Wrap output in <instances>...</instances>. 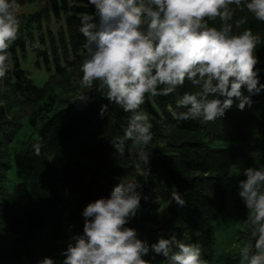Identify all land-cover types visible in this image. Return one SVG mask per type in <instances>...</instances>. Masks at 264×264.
<instances>
[{
	"label": "trees",
	"instance_id": "1",
	"mask_svg": "<svg viewBox=\"0 0 264 264\" xmlns=\"http://www.w3.org/2000/svg\"><path fill=\"white\" fill-rule=\"evenodd\" d=\"M50 4L53 15L68 27L73 47L81 53L65 65L56 58L55 72L48 64L49 79L37 83L21 60L36 37L45 43L39 26L50 9L44 6L29 15L19 14V34L7 53L11 67L0 78V264H38L45 257L62 264L61 253L72 237L83 233L84 208L97 199L109 198L121 178L140 185V208L126 227L134 228L148 243L150 252L144 259L152 264L166 262L162 254L151 251V245L161 236H175L185 243H198L202 258L212 260L216 216L226 207L224 186L235 173L237 168L232 170V166L244 149L245 124L250 117L247 109L255 107L239 110L234 104L214 122L177 121L167 106L175 109L176 96L194 90L189 82L170 96H146L141 109L148 111L153 140L148 146L149 172L141 175L130 154L132 142H124L123 154L112 142L123 137L129 114L94 89L79 87L86 40L79 32L78 17L94 13V6L88 0H51ZM243 17L247 23L242 27L261 36L259 51H263L264 22L255 20L246 9H236L234 19ZM212 23L220 25L218 19ZM240 30L234 28V32ZM45 54L39 52L43 60ZM256 55L260 84H264V57L258 51ZM87 91L88 99L79 101V95ZM258 95L264 96V91L251 98ZM103 105L108 109L102 117ZM37 143L40 155L35 154ZM13 166L18 182L9 191L3 186ZM239 176L230 193L234 205L241 209ZM173 187L185 200L184 206L170 199ZM175 250L173 245L171 251Z\"/></svg>",
	"mask_w": 264,
	"mask_h": 264
},
{
	"label": "clouds",
	"instance_id": "2",
	"mask_svg": "<svg viewBox=\"0 0 264 264\" xmlns=\"http://www.w3.org/2000/svg\"><path fill=\"white\" fill-rule=\"evenodd\" d=\"M94 13L79 14V32L86 50L79 71V87L95 90L128 113L123 137L113 146L123 154L125 141L141 175L148 174L153 140L152 123L141 111L146 96H170L186 81L194 90L177 95V121L214 122L234 104L251 106L252 95L264 91L256 55L261 36L243 28L247 17L234 19L236 9L264 22V0H88ZM236 6V9L230 7ZM18 0H0V78L8 71V49L20 30ZM220 21L217 27L214 23ZM235 29H242L234 32ZM244 89L249 95L244 94ZM88 93L79 95L86 101ZM108 106L101 107V116ZM40 155V144L34 145ZM239 181L238 195L247 216V239L239 248L240 264H264V165L248 167ZM138 183L121 178L109 198L90 202L83 210V233L72 237L61 253L62 264H152L148 243L134 228L126 227L140 208ZM170 199L180 206L185 200L173 187ZM175 245L176 250L171 251ZM151 251L167 258L166 264H209L198 243L175 236L151 245ZM155 259V257H153ZM38 264H55L45 257Z\"/></svg>",
	"mask_w": 264,
	"mask_h": 264
},
{
	"label": "rangeland",
	"instance_id": "3",
	"mask_svg": "<svg viewBox=\"0 0 264 264\" xmlns=\"http://www.w3.org/2000/svg\"><path fill=\"white\" fill-rule=\"evenodd\" d=\"M51 0H35L33 3H24L21 5L20 13L23 15H29L31 12L42 9H50L47 20H43L39 27L43 31V39L45 43H42L38 37L35 38V42L29 43L28 55L25 59L21 60V66L27 70L31 77L39 84L46 83L50 77V73L46 66L50 64V67L54 69L55 59L58 58L61 65L80 52L79 49H75L71 42V36L68 27L59 21L51 10ZM19 13V14H20ZM27 13V14H26ZM39 35V31H37ZM38 50H35L33 48ZM43 51L47 59L43 60V57L39 55V52ZM258 55L264 57V50L259 51V45L257 46ZM8 67H11L10 63L6 61ZM39 64V66H38ZM50 69V68H49ZM252 99V106L255 109H247L250 117L245 124V140L242 142L243 150L239 152L236 158L235 164L232 166V170L235 173L232 175L229 183L225 184L226 188V207L221 213L216 216V222L213 231L214 242V258L208 260L209 264H240L239 248L243 241L247 239V229L244 226L243 220L246 219L247 209L242 202L243 208L239 209L234 205L230 188L232 187L235 179L240 174V179H246L242 174L243 169L248 167H260L264 165V96L258 95ZM151 109V108H148ZM141 111L148 112L147 109H140ZM161 116V114H160ZM15 150L11 151L10 158L14 159ZM9 179L4 181V188L7 190H13L15 184L18 182L15 167L13 166L8 171ZM239 179V180H240ZM235 254L238 255L235 257ZM155 261V260H154ZM157 264H166V262H158Z\"/></svg>",
	"mask_w": 264,
	"mask_h": 264
}]
</instances>
